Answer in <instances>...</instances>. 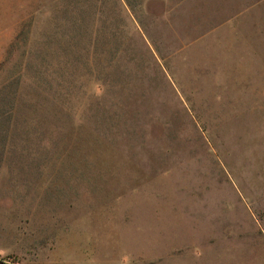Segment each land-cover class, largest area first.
Masks as SVG:
<instances>
[{
  "label": "rangeland",
  "instance_id": "1",
  "mask_svg": "<svg viewBox=\"0 0 264 264\" xmlns=\"http://www.w3.org/2000/svg\"><path fill=\"white\" fill-rule=\"evenodd\" d=\"M0 264H264V0H0Z\"/></svg>",
  "mask_w": 264,
  "mask_h": 264
},
{
  "label": "trees",
  "instance_id": "2",
  "mask_svg": "<svg viewBox=\"0 0 264 264\" xmlns=\"http://www.w3.org/2000/svg\"><path fill=\"white\" fill-rule=\"evenodd\" d=\"M127 1V0H126Z\"/></svg>",
  "mask_w": 264,
  "mask_h": 264
}]
</instances>
